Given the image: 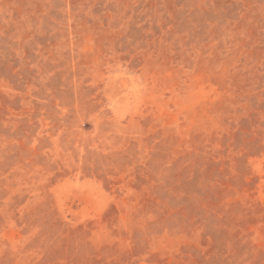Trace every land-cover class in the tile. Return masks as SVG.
<instances>
[{"label":"rangeland","instance_id":"rangeland-1","mask_svg":"<svg viewBox=\"0 0 264 264\" xmlns=\"http://www.w3.org/2000/svg\"><path fill=\"white\" fill-rule=\"evenodd\" d=\"M0 264H264V0H0Z\"/></svg>","mask_w":264,"mask_h":264}]
</instances>
